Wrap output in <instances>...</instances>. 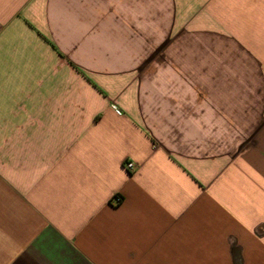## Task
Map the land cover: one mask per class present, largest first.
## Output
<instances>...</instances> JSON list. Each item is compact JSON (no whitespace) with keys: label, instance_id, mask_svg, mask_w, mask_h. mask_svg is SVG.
<instances>
[{"label":"crops","instance_id":"1","mask_svg":"<svg viewBox=\"0 0 264 264\" xmlns=\"http://www.w3.org/2000/svg\"><path fill=\"white\" fill-rule=\"evenodd\" d=\"M0 264H264V0H0Z\"/></svg>","mask_w":264,"mask_h":264},{"label":"built area","instance_id":"2","mask_svg":"<svg viewBox=\"0 0 264 264\" xmlns=\"http://www.w3.org/2000/svg\"><path fill=\"white\" fill-rule=\"evenodd\" d=\"M112 107H113V109L115 110V112H116L117 114H121V111H120V109H119L117 106L112 105Z\"/></svg>","mask_w":264,"mask_h":264}]
</instances>
